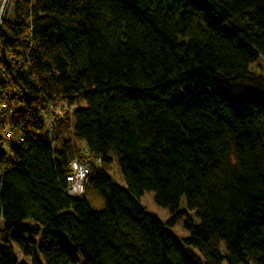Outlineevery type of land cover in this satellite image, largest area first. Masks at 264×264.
Wrapping results in <instances>:
<instances>
[{"label":"trees","instance_id":"16d2710c","mask_svg":"<svg viewBox=\"0 0 264 264\" xmlns=\"http://www.w3.org/2000/svg\"><path fill=\"white\" fill-rule=\"evenodd\" d=\"M0 44V264H28L15 247L79 264L67 242L82 264H264V0H14ZM63 100L79 107L53 147L39 108ZM6 127L24 139L9 152ZM76 157L90 165L79 200Z\"/></svg>","mask_w":264,"mask_h":264},{"label":"built area","instance_id":"2783aa9c","mask_svg":"<svg viewBox=\"0 0 264 264\" xmlns=\"http://www.w3.org/2000/svg\"><path fill=\"white\" fill-rule=\"evenodd\" d=\"M13 3L14 0H1L0 26L9 15V5H12ZM0 78L4 79L5 81L9 80V77L4 69H0ZM78 107V104H69L68 101L63 100L55 103H50L45 108H39L44 119L41 138L50 141L52 143V146L56 147L58 123L67 116L71 117L73 113L78 109ZM2 108L5 109L6 107L2 106ZM2 138V147L5 148L7 152H9V149L13 144H19L24 141L21 131H17V133L14 134L13 131L7 127L2 134ZM96 165L98 168L103 169V163L100 160L96 162ZM2 174L3 171L0 172V175ZM89 174L90 165L88 160H82L76 157L71 161L70 170L66 176V192L72 199L79 200L85 195V184Z\"/></svg>","mask_w":264,"mask_h":264},{"label":"rangeland","instance_id":"374dc122","mask_svg":"<svg viewBox=\"0 0 264 264\" xmlns=\"http://www.w3.org/2000/svg\"><path fill=\"white\" fill-rule=\"evenodd\" d=\"M13 5V4H12ZM11 4L8 7L9 14L12 12V6ZM85 105V104H83ZM72 138V132L67 131V130H62L60 131L59 134V141L66 140V139H71ZM84 147V146H81ZM113 157V163L111 166L108 167V170L110 174L113 176V178L121 185H123V180L122 177L119 173L118 166L116 164V158L114 155ZM89 203L92 207L93 210L95 211H101L104 209V201L103 199L94 191H89L86 193ZM140 202L142 206L149 212L154 215H156L162 222H167L171 218V214L168 209L161 208L159 207L156 202H155V195L152 192H146L144 196L140 199ZM180 210H187V202L186 198H182L181 203H180ZM191 218L197 221V218L194 213L191 212ZM3 223L0 222V229L2 228ZM24 226L32 232V234L28 235L27 238H32L34 240L40 241V237L38 235V226L35 225L34 222L32 221H27L24 223ZM172 233L174 234L175 237L178 239H187L189 237V233L185 230L184 228V220H181L177 223V225L172 229ZM69 245L72 253L76 255V257L79 260V264H82V258L79 254H76L74 252L73 246L67 242ZM221 250L223 253H226V249L223 243H221ZM16 254L19 258L20 261H28L30 262L29 258H25L22 256L18 248L15 247Z\"/></svg>","mask_w":264,"mask_h":264},{"label":"bare ground","instance_id":"6f19581e","mask_svg":"<svg viewBox=\"0 0 264 264\" xmlns=\"http://www.w3.org/2000/svg\"><path fill=\"white\" fill-rule=\"evenodd\" d=\"M59 134H60V130H59L58 127H57V137H56V142L59 141V140H58V139H59ZM23 142H24V141H23ZM23 142H22V143H23ZM19 144H20V143H19Z\"/></svg>","mask_w":264,"mask_h":264},{"label":"crops","instance_id":"0c3cea01","mask_svg":"<svg viewBox=\"0 0 264 264\" xmlns=\"http://www.w3.org/2000/svg\"><path fill=\"white\" fill-rule=\"evenodd\" d=\"M24 262H26V263L30 264V262H28V261H24Z\"/></svg>","mask_w":264,"mask_h":264}]
</instances>
